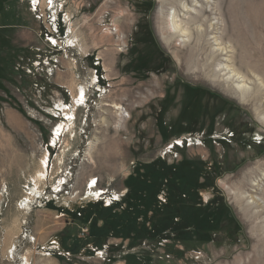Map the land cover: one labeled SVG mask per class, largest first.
Wrapping results in <instances>:
<instances>
[{"label":"rangeland","instance_id":"374dc122","mask_svg":"<svg viewBox=\"0 0 264 264\" xmlns=\"http://www.w3.org/2000/svg\"><path fill=\"white\" fill-rule=\"evenodd\" d=\"M174 1L0 0V264L251 255L260 107L190 61L194 36L169 38L161 13ZM220 41L264 109V0H225Z\"/></svg>","mask_w":264,"mask_h":264},{"label":"bare ground","instance_id":"6f19581e","mask_svg":"<svg viewBox=\"0 0 264 264\" xmlns=\"http://www.w3.org/2000/svg\"><path fill=\"white\" fill-rule=\"evenodd\" d=\"M191 2L192 4L188 5L185 0L174 1L169 11L161 13V20H167L166 25L169 31V38L172 39L176 37L181 42H187L190 40L191 36H194L195 40L192 42L194 46L187 49L190 61L200 68L204 75L207 76L210 74L211 83L213 85L221 87L224 91L231 93L238 99L250 98L255 100L256 102L253 103H257L258 107H260V109L258 108V112L261 113L258 120L264 125V109H261L262 106L258 103L257 96L249 92V88L246 87L248 80L233 69L232 66L230 67V64H227V57L225 58L227 48L225 45L223 46V44H220V36L223 38L225 37V0H191ZM235 7L236 6L231 3L227 7V9H229L227 11L233 10ZM204 14H208V16H204ZM199 20H202L203 23L196 24L195 29H192L191 25L197 23ZM218 26L220 27L218 28ZM218 30H220L219 35ZM214 33L216 36H211V34ZM210 39H212V42L215 43L217 47L210 46L204 53L205 61L197 63L198 60L195 57L196 53H200V50H205V45L207 42L209 43ZM218 40L220 41L219 43L217 42ZM206 57H208L207 60ZM201 65L202 67H200ZM105 105L114 107L116 110L121 109V107L116 104L111 105L105 103ZM119 114H123V112ZM123 116H127V114ZM54 136L58 138V129L55 130ZM42 164L45 168L47 164L46 156H44ZM44 172L45 169L39 172L38 176H44ZM91 182L92 183L89 184L90 187L94 186L95 180L92 178ZM251 185L252 188L255 189L260 187V184H258L255 179L252 180ZM253 200H256V198H253ZM263 223L264 221H262V218H258L256 229L261 232L257 235L258 238L256 240H258V243L253 246L251 255H249L247 260L243 263L236 262V260L231 264H264Z\"/></svg>","mask_w":264,"mask_h":264},{"label":"built area","instance_id":"2783aa9c","mask_svg":"<svg viewBox=\"0 0 264 264\" xmlns=\"http://www.w3.org/2000/svg\"><path fill=\"white\" fill-rule=\"evenodd\" d=\"M177 145H180L179 143H182V141H180V140H176V142H175Z\"/></svg>","mask_w":264,"mask_h":264}]
</instances>
